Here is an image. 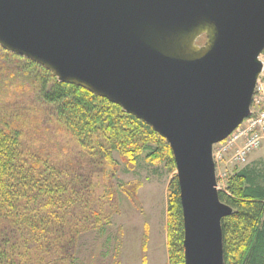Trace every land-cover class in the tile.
<instances>
[{
    "label": "water",
    "instance_id": "95a60500",
    "mask_svg": "<svg viewBox=\"0 0 264 264\" xmlns=\"http://www.w3.org/2000/svg\"><path fill=\"white\" fill-rule=\"evenodd\" d=\"M0 47L162 136L176 164L184 264H224L222 219L234 210L220 198L213 147L250 115L264 0H0Z\"/></svg>",
    "mask_w": 264,
    "mask_h": 264
},
{
    "label": "trees",
    "instance_id": "16d2710c",
    "mask_svg": "<svg viewBox=\"0 0 264 264\" xmlns=\"http://www.w3.org/2000/svg\"><path fill=\"white\" fill-rule=\"evenodd\" d=\"M0 54L11 64L0 65V89L18 91L14 102L36 114V123L40 120L30 127L22 112L0 109V264H76L80 235L104 231L119 211L117 189L127 192L128 185L121 184L97 194L96 174L119 164L114 151L130 169L145 150L148 161H166L173 169L172 150L119 105L60 82L51 71L2 47ZM35 102L45 109L33 111ZM51 121L71 146L58 145V136L49 139L54 137ZM220 198L234 210L222 219L224 264H264V184L258 172L244 167L233 173ZM169 213L170 248L184 264L177 176L169 184Z\"/></svg>",
    "mask_w": 264,
    "mask_h": 264
},
{
    "label": "rangeland",
    "instance_id": "374dc122",
    "mask_svg": "<svg viewBox=\"0 0 264 264\" xmlns=\"http://www.w3.org/2000/svg\"><path fill=\"white\" fill-rule=\"evenodd\" d=\"M202 42L203 38L200 40V43ZM2 63L11 66L9 61L2 60L0 56V65ZM18 94L19 92L12 87L0 89V109L7 111L13 108L14 111L22 112L21 118L33 127L40 120L36 123L34 120L36 114L27 108L24 112L25 107L15 103ZM28 96L30 98L32 94L29 93ZM12 103H15V106ZM31 107L33 111L45 109L36 102ZM251 108L254 110V102ZM246 119L243 120L241 127L246 124ZM54 122L47 123L53 128L50 132L53 131L54 135L48 138L54 142L58 136L60 138L58 145L62 148L71 146V139L58 132L57 123ZM224 141L214 145L220 191H226L228 178L244 167L255 169L261 183L264 184V138L260 146L250 153L245 163L233 158L237 149L246 141V136L242 135L231 143ZM147 153V150L142 151L130 169L122 160L119 151H114V159L119 162V167H108L105 173L96 174L97 194H102L108 186L119 188V185L124 184L128 185V189L126 193L120 188L117 189L119 211L113 214L111 224L104 231L95 230L80 235L76 264H178L177 252L170 248L169 233V184L176 176V166L172 169L166 161L159 164L151 163L147 160ZM61 157L65 159L64 152ZM134 189L137 191L136 198L131 197Z\"/></svg>",
    "mask_w": 264,
    "mask_h": 264
},
{
    "label": "built area",
    "instance_id": "2783aa9c",
    "mask_svg": "<svg viewBox=\"0 0 264 264\" xmlns=\"http://www.w3.org/2000/svg\"><path fill=\"white\" fill-rule=\"evenodd\" d=\"M259 59L263 63V68L257 80L252 99V103L254 102L255 108L254 110H252L251 108L250 115L246 119V124L244 125V127L240 126L243 123L242 122L236 129H234L230 133V135L224 141L227 143H231L242 135L246 136V141L241 147L237 149L235 158H233L240 163L247 162L250 153L260 146L264 138V51L259 56ZM215 146L213 148V158L217 165Z\"/></svg>",
    "mask_w": 264,
    "mask_h": 264
},
{
    "label": "bare ground",
    "instance_id": "6f19581e",
    "mask_svg": "<svg viewBox=\"0 0 264 264\" xmlns=\"http://www.w3.org/2000/svg\"><path fill=\"white\" fill-rule=\"evenodd\" d=\"M262 62V61H261ZM262 68H263V63H262ZM261 72H262V70H261ZM261 74V73H260ZM260 76V75H259Z\"/></svg>",
    "mask_w": 264,
    "mask_h": 264
}]
</instances>
